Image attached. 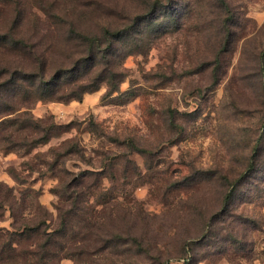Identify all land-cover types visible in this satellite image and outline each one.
Instances as JSON below:
<instances>
[{
    "label": "rangeland",
    "instance_id": "1",
    "mask_svg": "<svg viewBox=\"0 0 264 264\" xmlns=\"http://www.w3.org/2000/svg\"><path fill=\"white\" fill-rule=\"evenodd\" d=\"M152 1L0 0L24 43L0 60L70 70L72 27L129 28ZM169 9L117 41L118 91L0 100V264H264V0ZM86 169L89 226L77 210L53 234L78 188L64 183Z\"/></svg>",
    "mask_w": 264,
    "mask_h": 264
},
{
    "label": "trees",
    "instance_id": "2",
    "mask_svg": "<svg viewBox=\"0 0 264 264\" xmlns=\"http://www.w3.org/2000/svg\"><path fill=\"white\" fill-rule=\"evenodd\" d=\"M178 0H153L146 4L144 13L133 18L129 28L111 29L110 26H99L98 32L86 33L79 31L72 27L73 33L78 36L79 46L81 47V58L75 63V67L70 70L58 68L50 77H46V68L42 59L38 58L39 53L32 57L35 66L30 70L10 69L4 60H0V100H62L68 101L70 99H81L82 95L87 91L95 90L100 83H107V92L112 93L119 90V82L123 80V73L116 68L114 56L117 51V41L120 40L122 34L128 30H132L134 26L147 21L150 26L159 19L161 15L167 17L174 16V11L169 9V6H176ZM225 5L227 3L223 1ZM19 26L18 21H13L9 26H0V49L21 50L24 46L23 40L15 36V31ZM32 53L34 51L32 50ZM26 84V85H24ZM10 112L16 109L9 106ZM32 122H35L32 118ZM36 123V122H35ZM49 136L42 134V136L33 138L30 145L46 141ZM252 171L257 168L251 163ZM95 174L94 170L86 169L79 171L73 178L68 180L65 184L66 188L76 190L72 194H68L66 199H69V208H61L59 210L58 228L53 230L61 237H64L73 226V215H78L76 212H84L81 214V219L87 221V214L90 207V201L86 194L85 178L88 175ZM231 197V196H230ZM81 205H80V203ZM39 224V223H38ZM42 225H46L45 222ZM31 226L24 223L23 230L27 231ZM37 228V227H35ZM34 229V228H33ZM49 236V241H50ZM49 242H46V245ZM39 244V249H44L46 246ZM11 246V245H10ZM27 253H36L39 257L44 254L39 251H27Z\"/></svg>",
    "mask_w": 264,
    "mask_h": 264
}]
</instances>
